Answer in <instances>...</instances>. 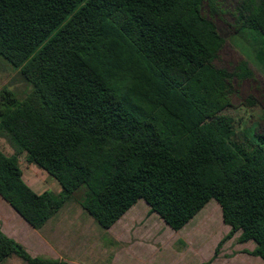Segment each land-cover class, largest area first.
I'll return each mask as SVG.
<instances>
[{
  "label": "trees",
  "instance_id": "1",
  "mask_svg": "<svg viewBox=\"0 0 264 264\" xmlns=\"http://www.w3.org/2000/svg\"><path fill=\"white\" fill-rule=\"evenodd\" d=\"M214 0H0V57L30 85L0 90V196L40 229L78 192L104 230L143 200L181 230L210 200L228 233L264 261V126L235 142L230 81L246 62L216 68L224 45L202 14ZM237 22L264 39V0ZM60 191L34 192L18 156ZM67 264L31 257L0 230V264Z\"/></svg>",
  "mask_w": 264,
  "mask_h": 264
},
{
  "label": "rangeland",
  "instance_id": "2",
  "mask_svg": "<svg viewBox=\"0 0 264 264\" xmlns=\"http://www.w3.org/2000/svg\"><path fill=\"white\" fill-rule=\"evenodd\" d=\"M242 1L214 0L213 7L202 8V14L224 39L214 66L232 73L239 63L246 62L252 72L251 78L235 77L230 81V107L225 113L234 119L235 142L264 126V39L257 31L237 22ZM3 88L12 91L18 99L31 90L19 70L0 57V90ZM0 150L6 155L14 153L1 136ZM18 162L24 177L38 182L34 192L60 191L54 179L50 184L38 180L39 173L45 172L27 163L25 154L18 156ZM82 195L76 193L64 205L45 233L57 240L51 241L56 253L51 255L65 258L71 264H264L262 259L248 254L255 247L253 242H237L239 233L225 241L214 256L218 242L229 231L214 200L179 231L150 213L143 200L137 201L111 229L104 230L80 207ZM2 264L25 263L12 256Z\"/></svg>",
  "mask_w": 264,
  "mask_h": 264
},
{
  "label": "crops",
  "instance_id": "3",
  "mask_svg": "<svg viewBox=\"0 0 264 264\" xmlns=\"http://www.w3.org/2000/svg\"><path fill=\"white\" fill-rule=\"evenodd\" d=\"M41 171L43 172V170ZM39 175L40 177L38 180L41 179L43 182H51L52 178H50L47 174L39 173ZM24 176L25 175L22 172V179L25 178ZM25 180L26 181H23L32 190L38 185V182H35V180H32V178L30 177H27V179L25 178ZM37 191L39 192V190ZM43 191L47 190H42L39 193ZM57 193H59V191H57ZM63 207L61 209H63ZM58 213L54 216L55 218L59 215ZM54 217H52L51 219L54 220ZM51 219H49L47 223L40 229H34L25 220H23V218L0 196V230L3 234L19 243L31 257H41L45 259L59 260L67 264H71L65 258H61L57 255H51V253L56 254L52 242L57 241L54 240L52 236L45 235L48 225L53 221ZM114 225H112L109 229H111ZM8 259H12V256L5 259L2 263L8 261Z\"/></svg>",
  "mask_w": 264,
  "mask_h": 264
}]
</instances>
